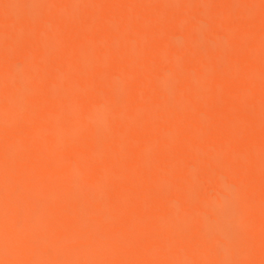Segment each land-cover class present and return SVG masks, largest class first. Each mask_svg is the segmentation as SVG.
<instances>
[{
	"label": "bare ground",
	"instance_id": "obj_1",
	"mask_svg": "<svg viewBox=\"0 0 264 264\" xmlns=\"http://www.w3.org/2000/svg\"><path fill=\"white\" fill-rule=\"evenodd\" d=\"M0 264H264V0H0Z\"/></svg>",
	"mask_w": 264,
	"mask_h": 264
}]
</instances>
